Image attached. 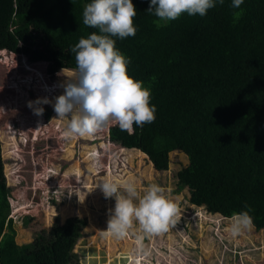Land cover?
I'll use <instances>...</instances> for the list:
<instances>
[{
  "label": "trees",
  "instance_id": "16d2710c",
  "mask_svg": "<svg viewBox=\"0 0 264 264\" xmlns=\"http://www.w3.org/2000/svg\"><path fill=\"white\" fill-rule=\"evenodd\" d=\"M91 2L0 0V46L11 41L15 48L22 39L31 60H46L71 74L76 61L70 49L80 38L98 34L83 23V10ZM232 2L218 3L203 17L183 13L162 21L147 11L150 0H132L137 32L115 38L116 48L130 59L128 74L150 87V104L157 110L154 122L134 125L133 134L116 127L110 137L124 149L147 154L157 170L170 167L173 151L184 152L188 165L177 172L178 187L188 188L191 202L227 216L248 205L261 231L264 0H244L238 9ZM15 8L18 38L10 30ZM9 194L0 138V264H79L74 248L87 218L69 219L55 228L54 237L44 233L25 250L16 241ZM132 259L142 263V258Z\"/></svg>",
  "mask_w": 264,
  "mask_h": 264
},
{
  "label": "rangeland",
  "instance_id": "374dc122",
  "mask_svg": "<svg viewBox=\"0 0 264 264\" xmlns=\"http://www.w3.org/2000/svg\"><path fill=\"white\" fill-rule=\"evenodd\" d=\"M16 64L19 62L15 58L9 60L8 67L0 64V138L4 173L12 205L15 206L20 199L27 200L21 206L22 213L19 212L20 207L11 211L17 230L16 241L20 248H30L28 246L44 237V233H48L47 237H54L55 228L58 225L65 227L69 219L86 217L87 224L80 230V237L74 248L79 254V264H138L137 260L132 259L135 257L142 258L141 264H264V229L257 231L253 227L250 231L233 237L229 232L230 225L219 229L207 222L201 216L202 212L214 215L208 213L205 207L194 208L188 188L178 187L177 172L188 165V157L184 152L173 151L170 155V167L157 170L147 154L135 149L122 150L119 149V143L114 146L109 142L108 127L89 137L85 136L87 138L73 137L58 141L38 133V139L45 138L36 144H31L30 134L19 136L16 131L19 132L21 124L24 125L18 118L20 111L13 106L5 114L2 113L6 105L4 97L11 96L9 92L13 91L7 85L13 82L12 74L16 72L13 65ZM37 66L46 68L48 65L39 63ZM74 72L75 70L70 74L66 69H54L51 72L52 81L60 89L56 94L48 95L47 99H54L53 102L39 104L44 109V115L51 113L49 115L58 119L54 110L56 97L64 94L63 84ZM16 89L20 91L22 87L17 85ZM25 92L29 98L24 97L22 101H28L26 104L46 98L41 97L42 93L31 95L27 90ZM21 98L18 96L16 101L20 102ZM35 105L37 104L33 103L31 107L28 105L20 110L32 114L36 112ZM17 120L21 121L19 127ZM59 120L61 128L68 123L67 119ZM113 123L116 122L110 125ZM23 128L28 132L25 126ZM22 140L28 142L24 145ZM48 163L60 165L53 166V171H61L62 178L52 179L48 185L46 182L38 184L35 179L43 174L39 171ZM22 179L24 180L20 186H17ZM102 181L132 182L141 196L152 184L163 187L178 208L175 226H170L162 234L147 236L134 221L125 238L117 239L107 235L105 231L112 215L110 210L115 207V198H105L101 188L96 187ZM38 185L43 189L53 187L52 191L54 195H59V199L46 195L41 198L38 190L36 194L33 193L31 188L38 189ZM120 191L123 193V189ZM24 212L28 213L23 214ZM216 220L221 222L220 218Z\"/></svg>",
  "mask_w": 264,
  "mask_h": 264
},
{
  "label": "clouds",
  "instance_id": "9594fccd",
  "mask_svg": "<svg viewBox=\"0 0 264 264\" xmlns=\"http://www.w3.org/2000/svg\"><path fill=\"white\" fill-rule=\"evenodd\" d=\"M243 2L244 0H233L231 6L238 9ZM218 3L222 5L224 0H150L147 11L154 13L162 21H171L176 20L183 13L190 16L199 14L203 17L209 9L216 7ZM15 9L10 22V30L12 36L15 35L18 38L17 29L21 23L16 22L17 8ZM239 14L235 13L237 16ZM136 15L137 10L132 0H92L86 5L83 10V23L97 29L98 34L93 32L87 38H80L79 42L70 49L75 54L76 70L72 77L63 84L64 94L56 97L54 110L58 119L49 115L51 113L43 114L44 109L39 104L50 103L47 98L38 99L35 102H29V104H26L28 101L26 103L22 101L24 97L29 98L26 90L31 95L42 93L41 97H46L48 92L49 95L56 94L60 87L55 86L51 72L58 68L46 60H31L30 54L25 51H29V47L22 39H18L15 48L11 46V41L6 46H0L1 65L8 67L11 58H15L19 62V64L13 65L16 72L12 74L13 82L7 85V88H13L14 92H9L11 96L5 95L6 105H3L5 109L2 110V113L5 114L9 108L14 106L17 108L15 110L20 111L21 114L18 115V118L24 125L21 124L19 132L16 131L19 136L30 134L32 135L31 144H36L45 137L51 140L57 139V141L73 137H89L108 127L109 142H112L114 146L119 143V149L125 150L123 148L125 146L121 142L111 139L112 129L120 127L129 134H133L134 125L143 127L146 123L154 122L157 109L155 105L150 104V87H145L143 81L136 80L128 74L130 59L116 48L115 38L124 39L135 36L137 27L134 26V17ZM39 63H46L48 66L39 68L37 66ZM17 85L22 87L20 91H17ZM18 96L22 97L20 102L16 101ZM33 103L37 104L34 106L36 112L31 114L20 110L28 105L31 107ZM59 119H67L68 123L61 128ZM16 122L19 127L21 121L17 120ZM112 122L116 123L110 125ZM25 123L27 124L25 125ZM24 126L28 132L24 131ZM38 133L45 137L38 139L36 137ZM21 142L25 145L28 140ZM108 152L106 151V153ZM53 166L57 165L48 163L43 166V169L39 171L43 174H39V177L35 179L39 182L38 184L46 182L48 185L52 179L62 178L61 171L54 172ZM23 180H19L17 186H20ZM96 187L101 188L105 198H115V207L114 210H110L112 215L105 231L107 235L117 239L125 238L133 227L134 221L138 223L139 229L144 235H158L167 232L169 227L175 226L177 222L175 219L178 212L177 205L168 197L165 189L157 184L147 187L142 196L132 182L102 181ZM52 189L51 186L43 189L39 185L38 189L31 188L33 193L37 190L40 191L41 198L46 195L58 200L59 195H54ZM121 189H123V193H121ZM26 203V199L23 201L20 199L15 206L11 202V211L20 207L19 212L22 213L21 206ZM195 207L205 206L195 204ZM245 208L247 210L234 213L232 216L211 212L206 208L207 212L214 216L204 212L201 216L219 229L230 225L229 232L233 237H238L255 227L253 217L250 215L253 209L248 205H245ZM26 213L28 212L23 214ZM12 216L10 214V217ZM217 218H220L221 222H218ZM74 252L77 253L75 249Z\"/></svg>",
  "mask_w": 264,
  "mask_h": 264
}]
</instances>
